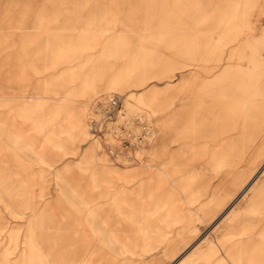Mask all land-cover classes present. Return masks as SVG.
I'll return each mask as SVG.
<instances>
[{"label": "rangeland", "instance_id": "obj_1", "mask_svg": "<svg viewBox=\"0 0 264 264\" xmlns=\"http://www.w3.org/2000/svg\"><path fill=\"white\" fill-rule=\"evenodd\" d=\"M263 3L0 0V264H264Z\"/></svg>", "mask_w": 264, "mask_h": 264}, {"label": "built area", "instance_id": "obj_2", "mask_svg": "<svg viewBox=\"0 0 264 264\" xmlns=\"http://www.w3.org/2000/svg\"><path fill=\"white\" fill-rule=\"evenodd\" d=\"M121 99L118 97H112L107 101H99L96 104V116L91 121L90 129L94 138L95 137H103L107 134L109 128L108 125L113 122V119L119 112ZM116 140L120 144L118 148L114 147L111 143L106 144L105 147L108 151L113 155V157H117L119 151L123 156L127 153L128 150L132 148L139 147V145L144 143L143 135L144 132H140L134 136L130 135L127 131H120V133H116ZM97 139V138H96Z\"/></svg>", "mask_w": 264, "mask_h": 264}, {"label": "bare ground", "instance_id": "obj_3", "mask_svg": "<svg viewBox=\"0 0 264 264\" xmlns=\"http://www.w3.org/2000/svg\"><path fill=\"white\" fill-rule=\"evenodd\" d=\"M112 97H115V96H105L104 98L100 99L99 101H107V100L111 99ZM118 98H120V97H118ZM147 134H148V131L146 130V132H144V135H147Z\"/></svg>", "mask_w": 264, "mask_h": 264}, {"label": "crops", "instance_id": "obj_4", "mask_svg": "<svg viewBox=\"0 0 264 264\" xmlns=\"http://www.w3.org/2000/svg\"><path fill=\"white\" fill-rule=\"evenodd\" d=\"M264 4V3H263ZM255 8V7H254ZM254 10V9H253Z\"/></svg>", "mask_w": 264, "mask_h": 264}]
</instances>
